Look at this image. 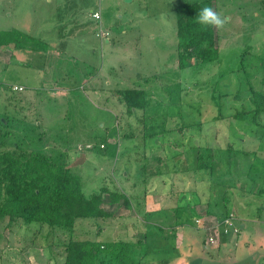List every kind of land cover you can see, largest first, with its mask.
Returning a JSON list of instances; mask_svg holds the SVG:
<instances>
[{
    "label": "rangeland",
    "instance_id": "374dc122",
    "mask_svg": "<svg viewBox=\"0 0 264 264\" xmlns=\"http://www.w3.org/2000/svg\"><path fill=\"white\" fill-rule=\"evenodd\" d=\"M196 1L0 0V31L47 44L0 47V134H9L1 142L65 163L85 194L101 186L126 193L120 206L105 194L113 216L84 220L78 239L147 234L140 264H264V0H211L226 20L215 29L219 59L179 69L176 9ZM130 88L147 92L146 107L132 114L115 93ZM228 208L235 232L216 216ZM205 211L214 214L209 236ZM157 221L191 234L186 248L147 231ZM15 225L0 223V264H62L57 233Z\"/></svg>",
    "mask_w": 264,
    "mask_h": 264
},
{
    "label": "trees",
    "instance_id": "16d2710c",
    "mask_svg": "<svg viewBox=\"0 0 264 264\" xmlns=\"http://www.w3.org/2000/svg\"><path fill=\"white\" fill-rule=\"evenodd\" d=\"M205 6L213 9L212 1H196L176 9L179 69L219 59L215 28L195 22L198 12ZM9 46L36 52L44 50L47 44L19 30L0 31V47ZM213 91L212 102L217 114L211 120L216 122L222 118L221 106L216 89ZM115 93L126 107L127 113L143 110L147 105V92L143 89H120ZM253 102L256 106L255 115L260 111V103L257 99ZM244 114L246 115L244 112L239 113L235 118L241 119ZM5 123L6 119L1 118L0 125L5 127ZM157 133L150 135L154 138ZM8 137V133L0 134V223L5 221L8 229L21 224L27 230L29 227L39 232L47 227L51 232L57 233L56 236L63 239L60 245H56L63 251L62 264H140V260L135 257L140 253L138 247L144 244L140 241L101 242L81 240L74 236L77 235V226L84 220L102 221L110 218L111 215L102 207L105 194L111 205L128 204L129 199L124 192L101 186L96 192L85 194L81 176L74 173L68 165L57 163L44 153L25 150L16 142L7 147L1 139L5 141ZM198 159L202 160V157ZM206 167L210 165L199 164L200 170ZM223 201L225 204L229 202L225 198ZM208 214L213 213L209 211ZM217 214L220 220L232 215L229 214V208ZM236 218L235 216L234 220ZM239 228L241 229L238 227L237 232ZM145 251L140 259L147 253Z\"/></svg>",
    "mask_w": 264,
    "mask_h": 264
},
{
    "label": "crops",
    "instance_id": "0c3cea01",
    "mask_svg": "<svg viewBox=\"0 0 264 264\" xmlns=\"http://www.w3.org/2000/svg\"><path fill=\"white\" fill-rule=\"evenodd\" d=\"M106 42H109V40L107 41L106 40ZM125 195H126V193H125ZM127 196V195H126ZM117 205V204H116ZM155 210L157 209V207H153ZM154 209H152V210H154ZM144 211V212H146V213H152L153 211ZM159 210V209H158ZM169 211L170 212H178V210L177 209H169ZM107 213H108V211H107ZM109 214L111 215V216H113V213H111V212H109ZM177 214V213H176ZM203 215H206L205 216V218H204V229L206 228V231H205V235L207 234V236H209V235H211V233H210V231L212 230V229H214L213 227H212V229H207V223H208V219H209V217H213L214 215L213 214H208L206 211H205V214H203ZM110 216V217H111ZM195 217H198L197 215H195L194 216V218ZM211 219V218H210ZM158 225H160V226H158ZM146 228H147V231L150 229V230H158V231H162V233L163 234H165V236H164V238H168L169 237V239H171V238H174V244H173V247L174 248H186V238L188 237H190V235L191 234H188V233H186V232H184L183 231V234L180 232V227L178 228V229H176V233L174 234L173 232V230H174V228L172 227V225H168V227H164V226H161V224H160V222L159 221H157V222H152V223H148L147 224V226H146ZM177 228V227H176ZM242 228V227H241ZM171 233H173V235H170ZM202 233V232H201ZM141 237V234L140 233H138V232H134V231H132V233H131V238L132 239H130V241H135V240H137V241H142L141 243H148V240H147V238H148V236H147V234H146V236H145V238L144 239H142V238H140ZM153 237H158V235H153ZM159 237H161V238H163L161 235L159 236ZM208 238V237H207ZM120 240V239H119ZM122 240V239H121ZM146 240V241H145ZM112 241H117V240H112ZM149 250H147V253H146V255L144 256V257H146L148 254H149ZM143 257V258H144ZM142 258V259H143ZM141 259V260H142ZM63 262V261H62Z\"/></svg>",
    "mask_w": 264,
    "mask_h": 264
},
{
    "label": "clouds",
    "instance_id": "9594fccd",
    "mask_svg": "<svg viewBox=\"0 0 264 264\" xmlns=\"http://www.w3.org/2000/svg\"><path fill=\"white\" fill-rule=\"evenodd\" d=\"M195 22L201 26H210L220 30L224 27L226 20L222 14L214 11L211 7L205 6L198 12Z\"/></svg>",
    "mask_w": 264,
    "mask_h": 264
},
{
    "label": "built area",
    "instance_id": "2783aa9c",
    "mask_svg": "<svg viewBox=\"0 0 264 264\" xmlns=\"http://www.w3.org/2000/svg\"><path fill=\"white\" fill-rule=\"evenodd\" d=\"M93 17H94V18H99V17H100L99 12H94V13H93ZM15 89H19V88L16 87ZM20 89H21V88H20ZM233 222H234V217H233V215H231L229 218L224 219L221 223H222V225H224V226H226V227L233 228V231L235 232V229H234V227H233ZM236 231H237V229H236ZM224 232L226 233L227 231L224 230ZM212 240H213V239L210 238L209 241L212 242Z\"/></svg>",
    "mask_w": 264,
    "mask_h": 264
}]
</instances>
